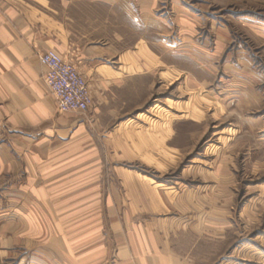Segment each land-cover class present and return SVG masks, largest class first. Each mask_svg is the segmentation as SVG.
Instances as JSON below:
<instances>
[{"label":"crops","instance_id":"obj_1","mask_svg":"<svg viewBox=\"0 0 264 264\" xmlns=\"http://www.w3.org/2000/svg\"><path fill=\"white\" fill-rule=\"evenodd\" d=\"M130 1L0 0L3 260L197 264L194 228L179 214L180 199L116 164L127 158L117 151L126 141L102 119L132 80H144L159 64L171 76L178 72L175 46L158 51L165 31L154 10L159 0ZM49 50L87 79V112H60L39 58Z\"/></svg>","mask_w":264,"mask_h":264},{"label":"rangeland","instance_id":"obj_2","mask_svg":"<svg viewBox=\"0 0 264 264\" xmlns=\"http://www.w3.org/2000/svg\"><path fill=\"white\" fill-rule=\"evenodd\" d=\"M154 10L158 51L175 46L178 72L159 64L101 112L126 141L116 164L180 199L197 264H264V0H159Z\"/></svg>","mask_w":264,"mask_h":264},{"label":"built area","instance_id":"obj_3","mask_svg":"<svg viewBox=\"0 0 264 264\" xmlns=\"http://www.w3.org/2000/svg\"><path fill=\"white\" fill-rule=\"evenodd\" d=\"M39 58L48 68L46 81L60 112H87L93 97L87 79L78 68L54 50L41 52Z\"/></svg>","mask_w":264,"mask_h":264}]
</instances>
